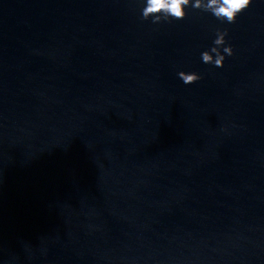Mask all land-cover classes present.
Segmentation results:
<instances>
[{"label": "clouds", "instance_id": "obj_1", "mask_svg": "<svg viewBox=\"0 0 264 264\" xmlns=\"http://www.w3.org/2000/svg\"><path fill=\"white\" fill-rule=\"evenodd\" d=\"M252 0H144L141 9V19L149 20L153 24L181 20L186 17L188 7L199 9L212 14L221 22L233 24L239 14L247 10ZM227 29L217 30L213 47L201 53L202 62L215 67H223L226 56L234 54L233 47L227 43ZM179 78L186 84H193L202 79L196 72L178 73Z\"/></svg>", "mask_w": 264, "mask_h": 264}]
</instances>
